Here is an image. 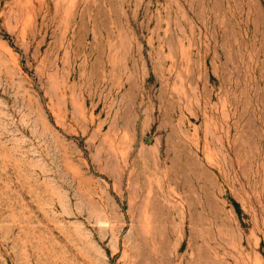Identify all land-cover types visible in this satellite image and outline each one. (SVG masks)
Wrapping results in <instances>:
<instances>
[{
	"label": "rangeland",
	"instance_id": "374dc122",
	"mask_svg": "<svg viewBox=\"0 0 264 264\" xmlns=\"http://www.w3.org/2000/svg\"><path fill=\"white\" fill-rule=\"evenodd\" d=\"M0 264H264V0H0Z\"/></svg>",
	"mask_w": 264,
	"mask_h": 264
}]
</instances>
